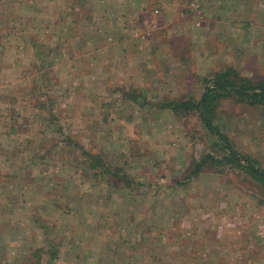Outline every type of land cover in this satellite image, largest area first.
Returning <instances> with one entry per match:
<instances>
[{
  "label": "rangeland",
  "instance_id": "obj_1",
  "mask_svg": "<svg viewBox=\"0 0 264 264\" xmlns=\"http://www.w3.org/2000/svg\"><path fill=\"white\" fill-rule=\"evenodd\" d=\"M55 1L58 17L94 20L81 28L99 35L97 0H90L91 20L66 5L71 0ZM132 3L131 13L144 18L128 31L136 49L146 50L142 42L162 12L152 1L142 11L143 0ZM39 9L41 16L30 0H0V264H264V185L226 159L191 108L207 79L227 67L264 80V0L172 1L164 20L171 36L156 40L152 55L136 56L131 72L114 49L94 51L96 39L89 51L78 46L84 53L74 37L56 39L62 54L41 56L54 63L55 83L44 87L37 56L56 48L36 49L34 24L45 30L52 16L49 5ZM107 9L115 16L119 8L109 2ZM172 99L189 106L178 113L159 107ZM48 104L72 138L133 176L131 188L80 173L57 148L44 153L60 137L44 135L56 125L36 115ZM213 105V124L239 156L264 169V105L235 96ZM205 155L214 162L185 186L167 187ZM142 228L158 235L152 258L128 255Z\"/></svg>",
  "mask_w": 264,
  "mask_h": 264
},
{
  "label": "crops",
  "instance_id": "obj_2",
  "mask_svg": "<svg viewBox=\"0 0 264 264\" xmlns=\"http://www.w3.org/2000/svg\"><path fill=\"white\" fill-rule=\"evenodd\" d=\"M16 2L18 1L20 5H22V0H15ZM111 2L112 6L114 7H118L119 9L116 10L115 12V16L114 15H107V11H109L107 8H109V2ZM132 1L134 0H97L96 4L94 5V7H98V16L100 18L99 23L97 24V26L100 27V31L99 35L96 34H92L90 30L86 31V30H82L81 25H88L91 23H95L93 22L94 20H92V22L90 21V23H86L84 21L81 20V17H75L73 19H63L58 17V13H59V9H57L58 3L55 0H30L31 6L35 8V12L37 13L38 16H41L42 14L40 13V7H46L47 5H49L50 7H52V11L51 17H48V21L47 20H43L44 22H46V24L44 25V28H46L45 30H43V28L41 29V27L39 26L38 23H35L34 25L37 27L35 34H34V38L33 35L29 36L27 35V37L29 39L33 38L34 39V44L37 45L36 49H42V47H47V46H54L56 49L55 50H51V51H47V52H42L39 56H37L39 63H40V68H42V71L44 72V75L46 76V79L42 78V83L41 85H47V83H49V85H53V82L55 83L54 80L51 81L50 77L52 74L51 71L54 72L53 70V62L51 63L48 62L47 64L45 62H43L41 56L43 55H56V54H62L61 52L58 51V47L59 44L56 41V39H61V40H65V43L68 42V39L74 37V39H76V43H77V51L79 53H84L83 51H79L78 50V46H83L85 44L86 49L89 51L91 50V48L89 47V44L92 42H95V39L97 40V45L94 48L97 51V53L100 54H108L111 53L112 50H115L116 54L120 55V59L121 60H129L130 63L127 64L125 66H129L128 71L132 69H135V67H137L138 63H136V56H140L141 52H146L147 55H152V52H155V46H156V40L162 41L165 43L166 39L169 38L171 36V23H165L164 24V20L166 19V9L168 8V5H170L172 3V1L174 0H143L145 3L140 7L141 11L142 9H144L146 6L151 5V1L154 3L152 4V6H157L159 8V10H161L162 14L159 15V24H158V28H156L154 31V25H151L152 31L151 33H149V39L148 41H144L142 42V44L144 45V48L146 50H141V48H139V50L136 49V44H137V40H135L132 36V32L128 31L133 29V25L134 22L137 20V23L139 21V19L144 18V16H142V12H137V14H132L131 10L128 9L129 6H132L133 3ZM183 1V0H182ZM6 5V4H4ZM70 7H75L76 5H78V9L76 10L78 13L79 11L83 10V17L85 18V20H91L92 19V14H93V10L90 7L92 4L90 2V0H71V2H69L68 4ZM88 5V7H87ZM27 6V5H26ZM181 6V4H178V8ZM11 7V6H9ZM56 7V8H54ZM95 9V8H94ZM97 10V9H96ZM107 10V11H106ZM182 11L181 9H178V12ZM156 12V10H155ZM67 13V11L65 12ZM94 17V16H93ZM150 17V16H149ZM38 20V18H37ZM144 20V19H143ZM62 21V22H61ZM96 21V19H95ZM49 23V24H48ZM42 25V24H41ZM76 25L80 26V31L77 33L76 32ZM65 26V28H64ZM150 27V26H149ZM57 28V29H55ZM37 29H39V31H37ZM149 30V29H148ZM147 30V31H148ZM86 31V32H84ZM84 32V33H83ZM114 32V33H113ZM26 32H21L20 35H23ZM28 33V32H27ZM56 33V34H55ZM148 33V32H147ZM158 34H160L158 36ZM142 36V35H141ZM40 39V41H36ZM48 40V41H47ZM90 41V42H89ZM150 43H152L150 45ZM112 44H114L113 48H111ZM40 46V47H39ZM37 51V50H36ZM75 53V52H74ZM160 53L163 54L162 50H160ZM44 64V65H43ZM134 65V67H133ZM122 65V70L125 71L124 67ZM149 69V68H148ZM147 70V69H146ZM50 74V76H49ZM73 74V73H72ZM43 75V77H44ZM42 77V76H41ZM111 78V76H109ZM115 79V78H114ZM130 79V85H135L134 82L132 84L133 78H129ZM166 82H163V84L165 85ZM7 86H9L7 84ZM5 99V98H4ZM158 101H160V99H158ZM42 107V108H41ZM41 107H39L38 110H40V112L38 111L36 113L37 117L40 119H48L49 115H50V108H49V104L48 106L44 107L43 105H41ZM52 110V109H51ZM53 113L58 117L59 116L56 112H54V109L52 110ZM102 115V114H101ZM44 130L48 131V133H51V135H57L58 133L55 132L54 130H46L45 128L43 129V134H44ZM62 131L65 134L70 135L68 132H66L65 128L62 126ZM45 135V134H44ZM71 136V135H70ZM56 139H58L57 137H55ZM55 138H53L54 140H56ZM46 140V139H45ZM53 143V141H52ZM43 145H45V143H42ZM51 144V143H49ZM52 149L57 148L58 147L55 145L51 146ZM67 211V210H66ZM211 228V227H210ZM212 228L215 229V227L212 226ZM148 229V228H146ZM146 229H139V231L137 232V237L134 240L135 241V245L137 243V245L135 247H130V253L128 254L129 256H133L134 258H139V257H149L151 256V258L156 255V245L154 244V239H156V236H158L157 234H152V231L150 230H146ZM211 230V229H210ZM190 253V252H188ZM185 252H181V255H185ZM203 253L200 252L198 253V256H196L195 258H200V256H202ZM185 258V257H184ZM186 258H188L186 256Z\"/></svg>",
  "mask_w": 264,
  "mask_h": 264
},
{
  "label": "trees",
  "instance_id": "obj_3",
  "mask_svg": "<svg viewBox=\"0 0 264 264\" xmlns=\"http://www.w3.org/2000/svg\"><path fill=\"white\" fill-rule=\"evenodd\" d=\"M44 65V64H43ZM204 91L200 99L195 100L193 109L201 117L203 124L214 134L220 141V147H223L227 155L226 159L230 160L231 163H235L245 169H247L259 182L264 185V169L256 167L249 160L239 156L235 151L233 146L229 143L226 135L213 124L212 111L214 109V103L221 97L225 96H235L238 98L250 99L253 102L260 103L264 105V80H253L246 76L240 75V73L233 67H227L225 70L216 72L212 80L207 79L204 85ZM143 98L142 93L129 94L124 93V98L130 100H137L139 97ZM189 103L181 102L178 100H169L159 104V107L164 109L168 108L173 112H179L182 108H187ZM50 115L48 121L54 125L56 128L55 132L60 135L59 139L53 141V143L44 150V153H50L52 151L51 146L56 145L58 147V152H60V157L63 161H74L75 166H78L80 173H90L94 176H99L101 179L105 180V176L113 179L114 184H119L120 188H131V185L135 180L133 176L126 172L122 166H112L107 163L104 156L100 153L92 152L87 150L82 144L77 140L72 138L70 135L65 134L62 131V126L58 117L50 109ZM48 146V145H46ZM45 148V146H43ZM222 148V149H223ZM83 158L84 161L81 165L79 159ZM213 156L205 155L199 160L190 162V165L184 174V176L179 179L167 184L169 188H177L178 186L183 187L190 180H192L198 173L203 169L202 167H207V163L214 162ZM245 161L246 164L243 162ZM87 166V169L84 166ZM84 168V170H83ZM118 186V185H116ZM155 203L153 204L154 207Z\"/></svg>",
  "mask_w": 264,
  "mask_h": 264
}]
</instances>
